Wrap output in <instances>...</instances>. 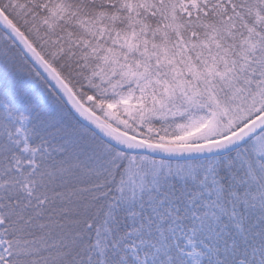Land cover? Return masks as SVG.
I'll use <instances>...</instances> for the list:
<instances>
[{
  "label": "snow or ice",
  "instance_id": "1",
  "mask_svg": "<svg viewBox=\"0 0 264 264\" xmlns=\"http://www.w3.org/2000/svg\"><path fill=\"white\" fill-rule=\"evenodd\" d=\"M0 264H264V0H0Z\"/></svg>",
  "mask_w": 264,
  "mask_h": 264
}]
</instances>
